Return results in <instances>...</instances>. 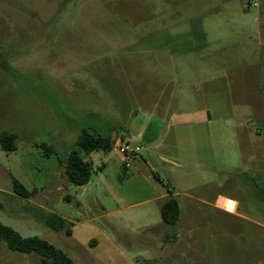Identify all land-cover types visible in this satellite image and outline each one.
I'll return each instance as SVG.
<instances>
[{"label": "rangeland", "instance_id": "rangeland-1", "mask_svg": "<svg viewBox=\"0 0 264 264\" xmlns=\"http://www.w3.org/2000/svg\"><path fill=\"white\" fill-rule=\"evenodd\" d=\"M263 78L264 0H0V135L16 137L15 150L0 146V222L74 264H264ZM206 112L211 143L194 125ZM167 114L176 161L158 169L141 156L150 181L178 201L177 226L164 224L163 200L114 149L82 155L94 170L88 185L68 182L59 159L84 129L130 143ZM233 164L242 169L223 173ZM212 165L219 173L204 193ZM12 179L37 194L17 196ZM216 194L234 199L218 205L238 215L199 201ZM49 214L71 236L50 228ZM0 264L44 263L0 241Z\"/></svg>", "mask_w": 264, "mask_h": 264}, {"label": "trees", "instance_id": "trees-1", "mask_svg": "<svg viewBox=\"0 0 264 264\" xmlns=\"http://www.w3.org/2000/svg\"><path fill=\"white\" fill-rule=\"evenodd\" d=\"M84 129L76 141V146L72 152L65 158L59 159L60 165L64 167L65 175L68 182L76 187H84L90 183L93 176V166L82 156L89 155L93 152L102 151L110 153L113 151L116 140L111 136H102L97 131H89ZM16 137L12 134L0 135V146L4 151L15 150ZM43 151L46 157L55 155V149L52 145H37ZM14 193L24 199H30L37 194V189L28 190L18 180L12 179ZM0 204V209H1ZM161 217L164 224L175 227L179 222L180 207L178 201L168 196L161 203ZM47 225L55 231H65L71 236V229L66 219L49 214L46 217ZM0 241L6 244L9 250L22 254H37L44 264H74L73 261L50 243L38 237H22L18 232L0 222Z\"/></svg>", "mask_w": 264, "mask_h": 264}, {"label": "crops", "instance_id": "crops-1", "mask_svg": "<svg viewBox=\"0 0 264 264\" xmlns=\"http://www.w3.org/2000/svg\"><path fill=\"white\" fill-rule=\"evenodd\" d=\"M259 83H260L259 95H260V99L262 100V102L259 105V108L264 113V110L262 109V106L264 104V91H263L264 78L263 80L259 81ZM168 118H169V114L164 115L161 119L159 118L155 119V117L152 116L149 121V126L140 129L137 132V134H133V141L130 142L132 148L131 164L128 168L124 166L125 167L124 170H129V171H133L134 173H137L139 179L149 183L150 187H152L153 192L155 194L153 200L156 202L166 199L169 196V194L167 190L163 188V186L161 187L156 182L152 181L153 182L152 183L150 181L152 180V177L155 175V173L154 170H152L151 167L149 166L148 162L141 156V153L142 152L148 153L150 155V160H152V162L158 169H161L164 165H166L168 160L172 159V161H176L174 159V156L176 155V151L178 150L179 141L178 139L175 138L170 140V145L167 144L166 135L168 134V131L171 128L170 127L171 124L165 125L169 121ZM147 119L148 118L146 116H144L142 120L140 119L141 124L143 125L145 121H148ZM196 122L197 123H195L194 125H206L208 137L210 138V143H211L212 142L211 134L213 133L212 125L214 122L213 115L206 112V114L201 118H198ZM164 128L165 131H167V133L163 132ZM124 141H128V140L125 139L122 141L117 139L116 144ZM210 149L212 150L213 146H210ZM120 161L121 163H123L122 159H120ZM239 165L240 166L236 167V165L233 164L230 168L225 169L223 173L230 174V173H234V171L236 170H241L242 165L241 164ZM255 165H256V169L264 170V161L263 164H255ZM204 169H205L204 171L205 178L202 180L201 187H203V192L206 193L209 192V189L213 185V179H217V174L219 173V170L217 165L214 167L213 165L208 167L206 166L204 167ZM263 182H264V173H263ZM176 186L184 187L185 192H192L194 190V188L191 185L184 186L183 184L178 185L177 183ZM181 195L185 197H189V195L187 194L181 193ZM181 195L178 196L180 197ZM220 198L233 201L234 203L236 202L228 195H219V194L215 195L214 201L212 202L203 199L199 201L209 207H212L213 209L224 211L226 213L235 216L238 215L235 209L232 212H228L223 208H220V206L218 205V200Z\"/></svg>", "mask_w": 264, "mask_h": 264}, {"label": "built area", "instance_id": "built-area-1", "mask_svg": "<svg viewBox=\"0 0 264 264\" xmlns=\"http://www.w3.org/2000/svg\"><path fill=\"white\" fill-rule=\"evenodd\" d=\"M114 151L121 157L125 167L131 164L132 148L129 142H119L115 144Z\"/></svg>", "mask_w": 264, "mask_h": 264}]
</instances>
